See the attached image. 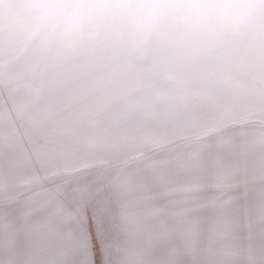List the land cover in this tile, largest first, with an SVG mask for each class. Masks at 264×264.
<instances>
[{"label": "rangeland", "instance_id": "1", "mask_svg": "<svg viewBox=\"0 0 264 264\" xmlns=\"http://www.w3.org/2000/svg\"><path fill=\"white\" fill-rule=\"evenodd\" d=\"M255 4L195 59L101 45L46 72L0 18V264H264Z\"/></svg>", "mask_w": 264, "mask_h": 264}, {"label": "clouds", "instance_id": "2", "mask_svg": "<svg viewBox=\"0 0 264 264\" xmlns=\"http://www.w3.org/2000/svg\"><path fill=\"white\" fill-rule=\"evenodd\" d=\"M255 7V0H0V18L10 26L6 37L45 51L46 72L101 45L129 63L148 59L154 46L195 59L238 36Z\"/></svg>", "mask_w": 264, "mask_h": 264}, {"label": "snow or ice", "instance_id": "3", "mask_svg": "<svg viewBox=\"0 0 264 264\" xmlns=\"http://www.w3.org/2000/svg\"><path fill=\"white\" fill-rule=\"evenodd\" d=\"M89 207H91V205H89ZM95 214V213H94ZM107 215V213L105 212V213H103L102 214V217H101V224H100V227H101V229H103V227H104V217ZM81 229H83V230H87V224H81Z\"/></svg>", "mask_w": 264, "mask_h": 264}]
</instances>
